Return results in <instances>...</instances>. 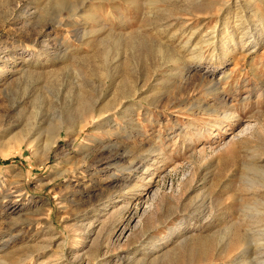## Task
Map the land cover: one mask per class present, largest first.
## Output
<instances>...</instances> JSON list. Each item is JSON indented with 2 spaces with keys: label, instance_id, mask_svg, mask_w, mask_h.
Returning <instances> with one entry per match:
<instances>
[{
  "label": "rangeland",
  "instance_id": "rangeland-1",
  "mask_svg": "<svg viewBox=\"0 0 264 264\" xmlns=\"http://www.w3.org/2000/svg\"><path fill=\"white\" fill-rule=\"evenodd\" d=\"M263 25L264 0H0V264H264Z\"/></svg>",
  "mask_w": 264,
  "mask_h": 264
},
{
  "label": "bare ground",
  "instance_id": "bare-ground-1",
  "mask_svg": "<svg viewBox=\"0 0 264 264\" xmlns=\"http://www.w3.org/2000/svg\"><path fill=\"white\" fill-rule=\"evenodd\" d=\"M264 26V25H263ZM260 28H261V26H260ZM259 28V30L258 31H256L257 33H251V32H248V39H247V41L245 42L246 44L247 43H252V46L254 47V46H256L257 44H258V42H260V39H261V36H263V34H264V32L262 31V29H260ZM256 34L258 35L257 37H256ZM256 37V38H255ZM250 39H252V41H249ZM255 39V40H254ZM241 41H242V39H241ZM199 81V80H198ZM202 81V80H201ZM244 81V80H243ZM204 82V81H203ZM200 83V82H199ZM204 83H206V82H204ZM210 83V82H209ZM259 83V89H260V91H261V93H259L258 94V96L260 97V95L261 96H264V82H262L261 80L258 82ZM206 85V84H205ZM227 86L229 85V83L227 82V84H226ZM231 88L234 90V92L235 93H238L239 91H240V87H239V84L237 83V84H235L234 83V85H233V87L231 86ZM251 88V87H250ZM256 86L254 87V88H251V90L249 91V95H247L246 97H244V99H247V100H249V98L251 97V95L250 94H252L253 93V91L254 90H256ZM209 89H210V95H212L213 96V98H215V100H218L217 102H219L218 104H221L222 106L224 105V104H226L225 103V101L223 100V98H218V96H216L217 95V93H218V87L216 86V84H214V83H210V86H209ZM229 91V90H228ZM228 94V93H227ZM230 94V93H229ZM225 114V116H226V119H230V118H233V115L232 114H226V113H224ZM230 115V116H229ZM222 123V122H221ZM256 183V182H255ZM242 248V247H241Z\"/></svg>",
  "mask_w": 264,
  "mask_h": 264
}]
</instances>
